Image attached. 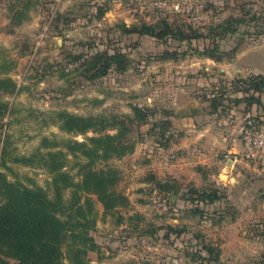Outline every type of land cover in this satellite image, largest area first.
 I'll use <instances>...</instances> for the list:
<instances>
[{"label":"rangeland","instance_id":"obj_1","mask_svg":"<svg viewBox=\"0 0 264 264\" xmlns=\"http://www.w3.org/2000/svg\"><path fill=\"white\" fill-rule=\"evenodd\" d=\"M24 5L29 7V17L17 22L14 13ZM165 22L175 32L181 28L187 34L206 36L180 39L171 32L158 37L128 30L142 23L161 30ZM215 46L220 59L203 53ZM261 46L264 0H0V63L6 59L13 64L1 76L17 83L11 91L0 88V171L13 182L42 186L54 197L55 174L46 166L48 158L43 153L63 149L67 157L63 171L76 182H81L90 159L77 147L75 151L66 145L46 147L43 137L86 142L119 131L117 126L68 131L58 112L124 119L128 126L123 129L129 130L125 139L135 142V149L91 166L119 171L113 190L121 198L106 209L98 194L80 190L82 200L92 198L96 213L90 214L95 222L89 231L98 248L88 251L89 262L227 264L228 247L216 243V226L236 220L240 203H228L229 188L218 182L217 169L206 168L195 179L189 171L182 176L154 172L151 164L153 160L162 166L165 160L170 162L173 150L169 148L174 146L169 143L181 137L179 130L171 126L165 130L161 125L168 118L164 109L175 110L181 104L180 111L190 112L197 109L195 105L200 109L201 101L211 104L215 96L222 107L234 105L237 96H245L242 79L256 73L233 70L231 74L221 68L229 63L245 66L244 53L254 54ZM104 52L125 54V68L113 65L104 75L89 78L85 59ZM135 107L147 117L128 120L135 116ZM228 107L221 112L230 122L233 116L226 113ZM34 153L32 162L19 160ZM151 174L174 180L179 190L160 191ZM191 187H217L226 196L203 202L190 192ZM71 192L72 188H66L64 197L68 199ZM123 197L127 201L122 204ZM259 223L264 221L251 225ZM210 247L216 259L211 258ZM63 249L67 250L66 243ZM7 258V264H19L16 258ZM253 263L264 264V260L261 256Z\"/></svg>","mask_w":264,"mask_h":264},{"label":"trees","instance_id":"obj_2","mask_svg":"<svg viewBox=\"0 0 264 264\" xmlns=\"http://www.w3.org/2000/svg\"><path fill=\"white\" fill-rule=\"evenodd\" d=\"M28 10L27 5L17 9L13 19L20 22L28 18ZM128 30L158 37H165L171 32L173 37L180 39L206 36L199 32L187 34L181 28L175 32L168 22H165V27L161 30L149 23L135 24ZM216 51L217 46L206 47L203 53L220 59ZM167 55L168 52L165 53V56ZM124 56L122 52H104L85 59L88 64L87 69L91 71L89 78L104 75L113 65L125 68ZM12 66L13 64L6 59L0 63V88L8 91L15 89L17 83L12 77L1 75L3 69L9 70ZM241 82L246 85L244 86L245 96L237 97L236 103L246 100L249 104H261V97L264 95V75L252 74L243 78ZM221 104L223 102L220 101V97L215 96L211 99L212 110L218 109ZM58 114L62 127L68 131L84 132L92 128L99 129L100 126L103 128L117 126L119 131L117 134L106 133L93 136L86 142L59 141L51 140L47 136L43 137L42 144L46 147L66 145L73 149L72 151L80 149L90 159L86 164L81 182H76L73 175L63 171L67 163L63 149L43 153V156L48 158L46 166L55 174L54 197H51L42 186L13 182L7 179L5 172L0 171V264H7L8 256L16 258L19 264H91L88 251L98 248V243L89 231L95 222V217H90V214L96 213H94L92 198L86 196L82 200L80 190L98 194L106 209L115 207L117 200L121 198V195L113 190V186L119 179V171L112 167L93 169L91 166L97 160H107L115 155L122 156L135 149V142H128L125 139L129 131L127 127L123 129L124 126H128L126 120L117 117L110 120L106 116H83L68 111H60ZM173 114V110L164 109V115L168 118L163 119L161 125L165 130L171 126L170 117ZM146 117L147 114L141 108L135 107V116H129L128 120L134 122L137 118L145 119ZM76 147L79 149H75ZM35 156H37L36 153L19 160L32 162ZM198 168L201 169L202 166L199 165ZM150 178L156 182L160 191L171 193L179 190L174 180H161L153 174ZM66 188H72L68 199L64 197ZM190 192L196 193L197 199L203 202H215L226 196L217 187L210 189L191 187ZM126 201V197L125 199L123 197L121 203ZM169 228L177 231L178 234L182 232V229H175L172 225H169ZM65 243L66 251L63 249ZM209 249L211 258L216 259L217 256H213V249L211 247ZM64 258L68 259V263Z\"/></svg>","mask_w":264,"mask_h":264},{"label":"crops","instance_id":"obj_3","mask_svg":"<svg viewBox=\"0 0 264 264\" xmlns=\"http://www.w3.org/2000/svg\"><path fill=\"white\" fill-rule=\"evenodd\" d=\"M244 54L247 63L245 66L229 63L223 65L224 68L221 70L231 74L235 70L243 75L246 73L264 75V46L258 47L254 54L247 51ZM252 57L257 59L250 62ZM213 64L217 65V62L213 61ZM261 99V104H249L246 100H241L229 106L230 108L223 106L228 107L226 113H231L233 116L230 122L227 117L222 116L224 104L216 110L211 109L210 103L205 104L203 101L201 105H197L200 109L195 105L197 109L190 112L180 111L182 109L179 108H183L181 104L177 109H171L174 112L170 117L171 130L174 128L179 130L181 137L169 143V147L174 146L169 148V151L173 150L171 151L173 158L170 162L165 160L162 166L153 160L151 164L154 172H168L182 176L189 171L193 173L195 179H199L201 171L206 168L217 169L218 182L229 188L228 203L234 200L240 203V216L236 220L216 226L219 233L215 237L218 239L216 243L228 247L227 264H252L259 261L261 256L264 260L262 253L264 223L251 225L255 220L264 221V152L257 160L250 162L239 158L243 151L240 141L243 125L254 121L264 127V95ZM223 153L227 158H222ZM199 165L202 166L201 169L198 168ZM252 197L254 198L252 201H246Z\"/></svg>","mask_w":264,"mask_h":264},{"label":"built area","instance_id":"obj_4","mask_svg":"<svg viewBox=\"0 0 264 264\" xmlns=\"http://www.w3.org/2000/svg\"><path fill=\"white\" fill-rule=\"evenodd\" d=\"M178 7L179 5H177ZM240 141L243 151L239 158L245 162L257 160L264 152V127L255 124L253 121L247 122L241 130Z\"/></svg>","mask_w":264,"mask_h":264}]
</instances>
